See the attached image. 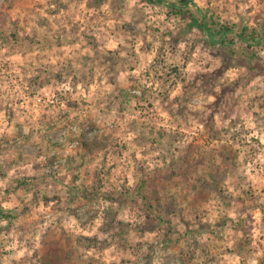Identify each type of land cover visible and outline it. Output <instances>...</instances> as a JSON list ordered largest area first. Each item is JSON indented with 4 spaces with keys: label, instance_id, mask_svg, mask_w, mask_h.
<instances>
[{
    "label": "rangeland",
    "instance_id": "1",
    "mask_svg": "<svg viewBox=\"0 0 264 264\" xmlns=\"http://www.w3.org/2000/svg\"><path fill=\"white\" fill-rule=\"evenodd\" d=\"M0 264H264V0H0Z\"/></svg>",
    "mask_w": 264,
    "mask_h": 264
},
{
    "label": "trees",
    "instance_id": "2",
    "mask_svg": "<svg viewBox=\"0 0 264 264\" xmlns=\"http://www.w3.org/2000/svg\"><path fill=\"white\" fill-rule=\"evenodd\" d=\"M177 1L180 2V1H184V0H177ZM208 31H209V28L206 27V28H205V32L208 33ZM217 35H218V37H219V36L221 35L220 32H218ZM95 144H96V142H95V143H82V142H81L80 145H81L84 149H86V150H91Z\"/></svg>",
    "mask_w": 264,
    "mask_h": 264
}]
</instances>
